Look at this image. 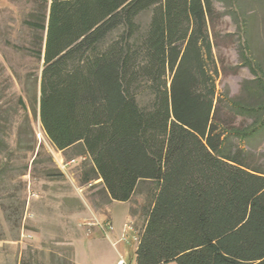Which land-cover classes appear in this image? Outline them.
Returning <instances> with one entry per match:
<instances>
[{
	"label": "trees",
	"instance_id": "16d2710c",
	"mask_svg": "<svg viewBox=\"0 0 264 264\" xmlns=\"http://www.w3.org/2000/svg\"><path fill=\"white\" fill-rule=\"evenodd\" d=\"M31 2L24 24L33 32L29 53L43 61L34 99L41 129L56 150L88 158L80 184L100 180L105 204L128 202L141 190L145 222L135 264H264V169L232 141L264 131V67L247 40L239 59L254 79L243 82V95L223 97L215 84L218 24L230 15L245 34L244 3ZM147 10L142 28L138 18ZM18 103L24 127L13 147L10 113L0 106V195L29 170L25 162L12 174L15 153H35L34 165L43 153L29 107L21 96ZM4 200L0 210L9 220L17 211L11 197Z\"/></svg>",
	"mask_w": 264,
	"mask_h": 264
},
{
	"label": "rangeland",
	"instance_id": "374dc122",
	"mask_svg": "<svg viewBox=\"0 0 264 264\" xmlns=\"http://www.w3.org/2000/svg\"><path fill=\"white\" fill-rule=\"evenodd\" d=\"M240 1L244 3L247 32L243 34L230 15L222 17L217 27L214 54L219 74L215 84L217 94L223 97L243 95V82L254 79L239 59L238 49L244 40L250 56L264 67V0ZM217 7L224 10L220 3ZM32 8L31 0H0V106L10 113L5 125L7 141L13 147L17 130L24 127L18 107L21 96L29 107L36 150L40 146L43 150L35 165V153L26 154V159L24 152L15 153L12 174H17L25 162L29 170L10 179L0 195L5 204L9 201L4 199L11 197L13 211H17L8 220L0 210V264H19L22 259L39 264H117L120 256L128 264H135V247L145 222L140 210L144 201L141 190L128 202L105 204L100 180L92 185L80 184V167L88 158L72 150L65 154L56 150L41 129L34 99L39 95L43 61L29 53L33 32L24 24ZM149 17L148 10L139 16L142 28ZM29 105L36 109V115ZM243 120V125L250 122ZM232 141L249 152V163L264 169V131ZM71 159L75 161L66 166L62 163ZM55 168L63 177L45 176ZM126 226L131 229L124 239Z\"/></svg>",
	"mask_w": 264,
	"mask_h": 264
},
{
	"label": "built area",
	"instance_id": "2783aa9c",
	"mask_svg": "<svg viewBox=\"0 0 264 264\" xmlns=\"http://www.w3.org/2000/svg\"><path fill=\"white\" fill-rule=\"evenodd\" d=\"M75 160L74 159H71V160H69L68 162H62L65 166L67 165V164H70V163H73ZM109 228H111V226L109 227ZM131 228H129L128 226H126V228H124V230H123V238L124 239H126V237H127V234H128V231L130 230ZM128 261H125V259L122 257V256H120V258H119V260L117 261V264H128L127 263Z\"/></svg>",
	"mask_w": 264,
	"mask_h": 264
}]
</instances>
